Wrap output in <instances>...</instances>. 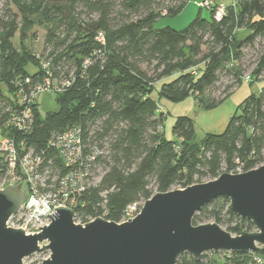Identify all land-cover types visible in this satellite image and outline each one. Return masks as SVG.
<instances>
[{
  "label": "trees",
  "instance_id": "1",
  "mask_svg": "<svg viewBox=\"0 0 264 264\" xmlns=\"http://www.w3.org/2000/svg\"><path fill=\"white\" fill-rule=\"evenodd\" d=\"M172 1L121 0V10L113 16V0H9L15 10L0 14V126L17 106L18 91L29 92L47 78L57 79L58 86L70 82L55 92L53 111L41 114L35 100L32 130L14 137L39 149L52 134L80 126L84 152L94 147L100 151L90 169L96 173L104 166L99 183L89 185L73 208L83 217L105 213L104 219L119 223L129 204L152 196L151 181L156 192H166L175 185L194 184L195 177L214 179L264 163V83L257 95L243 100L222 133H209L199 143L187 116L176 118L174 137L166 138L165 113L156 101L180 102L192 96L209 109L224 100L242 81V48L257 38L264 40V0H233L220 18L210 8L202 16L200 6L183 29L154 27L158 17L180 13L188 0ZM78 5L96 16L81 18ZM40 24L46 27V44L57 51L51 59L13 44L17 32L24 39ZM241 29L249 34L237 39ZM65 65L74 70L61 71ZM29 66L36 70L30 72ZM222 74L231 82L215 98L209 94ZM252 74L264 81V45ZM226 204L224 198L205 204L194 214L193 224L207 215L218 224L228 222L229 232L251 231L252 222ZM233 219L240 224L230 226ZM210 254L205 252L200 260L184 254L177 264H259L258 254L218 252L219 263Z\"/></svg>",
  "mask_w": 264,
  "mask_h": 264
},
{
  "label": "water",
  "instance_id": "2",
  "mask_svg": "<svg viewBox=\"0 0 264 264\" xmlns=\"http://www.w3.org/2000/svg\"><path fill=\"white\" fill-rule=\"evenodd\" d=\"M217 198L229 199L231 211L257 230L232 235L216 222L194 225V214ZM25 199L19 184L0 189V264H22L44 250L50 255L41 264H177L184 254L200 260L205 252L264 256V164L156 192L134 218L120 223L97 217L78 224L72 208L56 207L48 225L25 235L21 228L6 226Z\"/></svg>",
  "mask_w": 264,
  "mask_h": 264
},
{
  "label": "built area",
  "instance_id": "3",
  "mask_svg": "<svg viewBox=\"0 0 264 264\" xmlns=\"http://www.w3.org/2000/svg\"><path fill=\"white\" fill-rule=\"evenodd\" d=\"M198 4L213 9L215 18L226 13L225 6L208 0ZM97 39H103L101 33ZM244 79L250 80V75H245ZM69 84V81H65L61 86H53L47 78L44 84L37 85L29 92L18 91L15 94L19 101L17 106L0 126V189L19 184L26 196L19 209L8 218L6 226L21 228L25 235L37 234L42 230L38 227L48 225L51 222L48 215L54 212V208L73 209L79 196L90 185L85 183L86 180L95 175L90 165L100 151L94 147L90 152H84L80 126H72L63 132L52 134L45 146L39 149L27 146L24 140L16 142L14 137V134L25 135L32 130L33 104L39 93L52 86L55 92H59ZM84 165L86 168H83ZM240 172L242 171L238 168L236 173ZM139 211L140 206L136 202L129 204L120 222L134 218ZM104 214L91 216L85 223L97 217L104 218ZM46 243L47 241L38 243V246ZM257 261L264 264V256L259 255Z\"/></svg>",
  "mask_w": 264,
  "mask_h": 264
},
{
  "label": "rangeland",
  "instance_id": "4",
  "mask_svg": "<svg viewBox=\"0 0 264 264\" xmlns=\"http://www.w3.org/2000/svg\"><path fill=\"white\" fill-rule=\"evenodd\" d=\"M203 1L205 0H188L180 13L174 16L158 17L154 21L153 26L156 28L169 26L178 30L183 29L197 15L200 7L198 3H201ZM208 1L223 6L232 5L233 2V0H208ZM113 2L115 9V11L113 12V16H116V13L121 10L119 6L121 0H113ZM156 3L173 4L174 2L172 0H164V1L156 0ZM9 10L11 11L15 10L12 4L9 2V0H0V14L3 15ZM76 12L79 14L81 18H86L87 16H93V17L96 16L95 13L89 14L88 10L85 9L83 5H78ZM141 12L142 11H140V13ZM123 14H125L127 17V12H124ZM208 14L209 11L206 8L202 7L201 15L207 17ZM130 18H135V16H131ZM248 34H249L248 30L241 29L236 33V37L237 39H243ZM45 36H46V27L40 24V25H35L24 39H21L19 32H17L12 40L14 46L17 49H20V47L25 46L28 50L41 55L43 58L51 59L56 54L57 51L53 49V44L51 43L46 44ZM263 45H264V40L261 38H257L252 46H244L242 48V58L238 62L239 67L242 70V81L238 86L236 87L234 86L233 88H231L230 89L231 92L228 94V96L220 103H218L216 106L209 109L202 108L201 106L198 105V103L192 96H188L187 98H185L180 102H171L164 98L156 100L160 111L165 113V119L163 124V132L165 137L168 139L174 137V134L172 132V127L178 116H187L190 119H192L195 130V135H194L195 143H199L209 133H213V134L222 133L228 123L229 117L234 113H239L238 106L243 102V100L246 97H248L250 94L257 95L258 92L260 91L261 86L264 83L263 78L252 77L253 68L255 67L258 54ZM52 51H54L53 54H51ZM28 69L30 72L36 70L31 66H29ZM67 69L69 70L70 73L74 70L73 67L68 68V66L65 65L63 66L61 71H65ZM247 74L250 75V80L248 81L244 79V76ZM49 81H50V85L58 86L59 81L57 79L49 80ZM230 82L231 79L229 75L228 76L224 74L220 75L219 83L210 92L209 95L217 98L221 94V91L223 90L224 86L228 85ZM53 86L51 87V89H48L45 92H41L37 96L36 101L38 103V108L41 114L46 112H51L57 107L55 103V91L54 89H52ZM103 170H104V166L103 165L99 166V168L96 170L95 175L94 176L92 175L89 180H86L85 183L90 184V186H96V184L99 183L101 175L103 174ZM210 180L212 179L207 176L195 177L194 184L204 183ZM149 187L153 194L156 193V187L153 181H151ZM172 189H182V188L178 185H175L171 188V190ZM103 194L104 192L101 193V196ZM135 202L140 206V210H141V207L143 206L145 201L141 198ZM221 202H223V199H221ZM226 205H230L229 199H227ZM89 217L91 216L83 217L82 215H79L75 212L73 221L78 224H85V222L89 219ZM226 217L227 216H225V218ZM227 219L228 217L225 220ZM211 222H214L213 218L208 217L207 215H201L199 219L196 220L197 225L204 223H211ZM237 223L240 224V221L237 219H233L230 222V226L236 225ZM227 224L228 222L225 221V223H221L219 225L223 229H226ZM256 230L257 229L253 225L252 230L249 232H254ZM230 233L232 235L237 234L235 232H230ZM216 253L211 252L209 258L215 259L216 262H218L221 260L222 256L221 254L215 255ZM49 255L50 252L48 250L39 251L28 257L23 258L22 264H41L42 260L48 258Z\"/></svg>",
  "mask_w": 264,
  "mask_h": 264
}]
</instances>
